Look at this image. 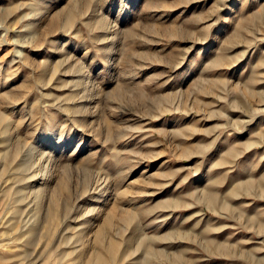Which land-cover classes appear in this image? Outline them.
I'll return each instance as SVG.
<instances>
[{"label": "rangeland", "instance_id": "obj_1", "mask_svg": "<svg viewBox=\"0 0 264 264\" xmlns=\"http://www.w3.org/2000/svg\"><path fill=\"white\" fill-rule=\"evenodd\" d=\"M4 160L0 264H264V0H0Z\"/></svg>", "mask_w": 264, "mask_h": 264}, {"label": "bare ground", "instance_id": "obj_2", "mask_svg": "<svg viewBox=\"0 0 264 264\" xmlns=\"http://www.w3.org/2000/svg\"><path fill=\"white\" fill-rule=\"evenodd\" d=\"M2 169L0 173H4L8 172V163L4 160V162L1 165ZM10 192V191H9ZM50 208V207H49ZM54 208V207H53ZM53 210L52 208H50L46 214H44L45 216V221L47 222H52L53 220ZM129 217V213L127 212L123 217L122 220L123 221H127ZM28 231H31V229H29ZM66 239V238H65ZM100 243V242H99ZM99 245V244H98ZM100 246V245H99ZM126 251V249L122 250V254H124ZM120 253L117 252L116 250V246L112 245L110 247H99V249L96 251V253L93 255V258L91 257H87L82 263L80 264H92V261H96L97 264H121L118 260H119V255Z\"/></svg>", "mask_w": 264, "mask_h": 264}]
</instances>
